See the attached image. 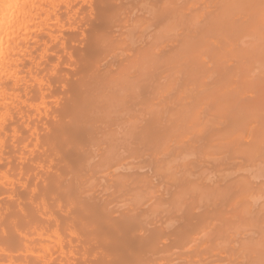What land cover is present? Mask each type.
Returning a JSON list of instances; mask_svg holds the SVG:
<instances>
[{
	"label": "bare ground",
	"instance_id": "obj_1",
	"mask_svg": "<svg viewBox=\"0 0 264 264\" xmlns=\"http://www.w3.org/2000/svg\"><path fill=\"white\" fill-rule=\"evenodd\" d=\"M0 264H264V0H0Z\"/></svg>",
	"mask_w": 264,
	"mask_h": 264
}]
</instances>
